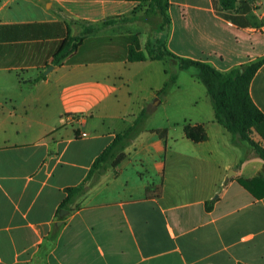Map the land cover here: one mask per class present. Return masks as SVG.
<instances>
[{
	"label": "crops",
	"instance_id": "obj_1",
	"mask_svg": "<svg viewBox=\"0 0 264 264\" xmlns=\"http://www.w3.org/2000/svg\"><path fill=\"white\" fill-rule=\"evenodd\" d=\"M169 3L171 25L155 31L161 18L156 28L124 21L142 0H0V264H264V161L246 159L251 147L216 121L194 74L186 87L171 60L128 61L133 35L222 72L256 61L264 0L246 27L220 17L212 0ZM110 20L52 64L68 35ZM250 94L264 113V66ZM142 111L125 159L87 183L52 236L65 189L86 181ZM186 123L208 140L188 139ZM164 129L166 139L156 132ZM251 138L264 147V122Z\"/></svg>",
	"mask_w": 264,
	"mask_h": 264
},
{
	"label": "trees",
	"instance_id": "obj_2",
	"mask_svg": "<svg viewBox=\"0 0 264 264\" xmlns=\"http://www.w3.org/2000/svg\"><path fill=\"white\" fill-rule=\"evenodd\" d=\"M142 1L144 4L148 3L149 11L152 14L161 18V21L157 22V29L165 31L171 25V18L168 14L170 7L169 0ZM212 1L220 17L238 26L246 27L249 23L245 19V14L254 10L259 0ZM136 13L131 17L124 18V21L136 20ZM110 22L114 21L110 20L102 24H108ZM92 33H95V31L84 32L79 37H71L68 35L62 42L59 51L54 55L52 64L56 66L63 65L76 53L82 45L84 38ZM128 39L130 41L129 62L168 59L178 64L179 69L182 71L190 70L191 68L197 69L194 76L207 89L208 95L213 103L216 121L231 133L234 144L247 143L251 147L252 153L246 159L260 158L264 161V147L251 138L253 129L264 122V113L256 106L250 94L251 82L259 69L264 66V57L229 72H222L208 63L177 56L167 48L164 42L160 44L159 40V47L152 46L151 42L143 47L138 36H129ZM177 80L178 73L174 72L162 92L167 93L176 84ZM147 115L146 111H142L135 124L125 134L116 137L114 143L106 148L96 159L86 181L82 185L65 189L68 196L57 211V223L52 231V236L55 237L58 234V222H62L66 218L61 216L60 212L67 210L71 213L75 210V199L86 194L90 188L87 183L98 172H102L108 167L115 168L125 159V147L142 132ZM184 131L186 137L195 143L208 140V134L202 125L186 123ZM156 132L162 139L167 138L166 129L157 130ZM241 182L245 186L248 184L247 181L242 180ZM76 209H80V207L77 206Z\"/></svg>",
	"mask_w": 264,
	"mask_h": 264
},
{
	"label": "rangeland",
	"instance_id": "obj_3",
	"mask_svg": "<svg viewBox=\"0 0 264 264\" xmlns=\"http://www.w3.org/2000/svg\"><path fill=\"white\" fill-rule=\"evenodd\" d=\"M148 3H145L144 5L141 6L140 8V15L136 14V18L137 19H145V20H149L151 22H157L158 19H160V17L158 16H155L154 14H152L150 11H149V7L147 5ZM114 22H110L108 24H99V25H85V28H84V32H89V31H98L100 30L101 28L107 26V25H110V24H113ZM154 27L156 28V24L154 25ZM167 29V28H166ZM158 30L157 28L155 29V31ZM152 46L154 47H159L161 43H163V41H160V44H158V40H154L153 42H151ZM182 75H181V79L180 81H182V83L186 86V87H190L191 84H193L192 82H195L194 79H193V74H195V72H197V69L195 68H191L190 70H184L182 71ZM199 86V88H201V90H205V87L202 83H199L198 81H196ZM101 172H98L94 178L92 179V182H94L98 176L100 175Z\"/></svg>",
	"mask_w": 264,
	"mask_h": 264
},
{
	"label": "water",
	"instance_id": "obj_4",
	"mask_svg": "<svg viewBox=\"0 0 264 264\" xmlns=\"http://www.w3.org/2000/svg\"><path fill=\"white\" fill-rule=\"evenodd\" d=\"M53 68H54L53 66L49 67L48 70H47V72H46V74H48ZM60 214H61V216H65V215L68 214V211H67V210H62V211L60 212ZM61 224H62V222H59V223H58L59 226H60Z\"/></svg>",
	"mask_w": 264,
	"mask_h": 264
}]
</instances>
